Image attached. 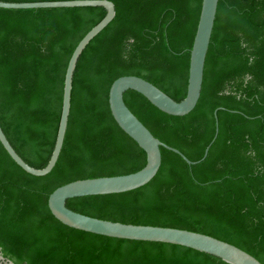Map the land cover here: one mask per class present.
<instances>
[{"label": "trees", "instance_id": "16d2710c", "mask_svg": "<svg viewBox=\"0 0 264 264\" xmlns=\"http://www.w3.org/2000/svg\"><path fill=\"white\" fill-rule=\"evenodd\" d=\"M112 1L115 18L78 60L65 142L53 170L28 173L0 141V251L17 264H230L178 244L77 229L49 208L50 194L63 184L145 166L147 153L111 112L115 79L142 76L177 101L187 94L203 0ZM106 13L103 6L0 7V124L37 168L47 165L55 146L71 55ZM124 98L156 137L200 161L189 164L162 146V165L147 184L70 198L68 207L113 221L207 233L264 264V0H219L201 97L191 112L169 114L132 89Z\"/></svg>", "mask_w": 264, "mask_h": 264}, {"label": "water", "instance_id": "95a60500", "mask_svg": "<svg viewBox=\"0 0 264 264\" xmlns=\"http://www.w3.org/2000/svg\"><path fill=\"white\" fill-rule=\"evenodd\" d=\"M218 5L219 0L202 1L199 23L191 48L187 94L182 100H175L164 90L142 76L128 74L122 75L114 80L109 91L111 112L119 126L145 150L147 153V162L143 168L135 172L77 179L57 187L50 194L48 203L51 212L58 220L68 226L101 235L186 246L217 256L230 264H263L257 257L245 249L207 233L171 226L113 221L78 212L67 205V200L70 198L126 192L147 184L157 175L162 165V146L181 154L189 164L200 161L191 160L180 149L170 146L156 137L129 108L124 95L126 91L132 89L143 94L152 104L169 114L185 115L191 112L201 97L205 63L215 25ZM77 6H103L106 8L107 13L99 23L83 36L69 60L65 75L63 105L58 134L51 158L47 165L42 168H37L29 164L14 148L0 124V141L5 149L25 171L36 176H43L50 173L59 159L69 123L73 79L78 60L90 41L115 18L116 6L112 0H52L32 2L0 0V7L3 8ZM217 111H215L216 116ZM218 132L219 123L217 119L214 140ZM212 142L207 146L202 159L207 156ZM0 260L17 264L10 258L5 257L1 251Z\"/></svg>", "mask_w": 264, "mask_h": 264}, {"label": "bare ground", "instance_id": "6f19581e", "mask_svg": "<svg viewBox=\"0 0 264 264\" xmlns=\"http://www.w3.org/2000/svg\"><path fill=\"white\" fill-rule=\"evenodd\" d=\"M0 264H13L12 262H8V261H2L0 260Z\"/></svg>", "mask_w": 264, "mask_h": 264}]
</instances>
